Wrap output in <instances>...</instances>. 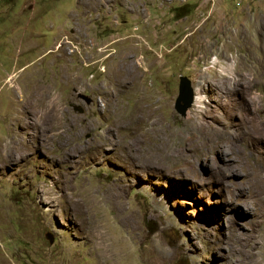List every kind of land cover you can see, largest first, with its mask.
Masks as SVG:
<instances>
[{"label":"rangeland","instance_id":"rangeland-1","mask_svg":"<svg viewBox=\"0 0 264 264\" xmlns=\"http://www.w3.org/2000/svg\"><path fill=\"white\" fill-rule=\"evenodd\" d=\"M135 81L162 107L147 152ZM252 117L264 136V0H0V264H264Z\"/></svg>","mask_w":264,"mask_h":264},{"label":"bare ground","instance_id":"bare-ground-1","mask_svg":"<svg viewBox=\"0 0 264 264\" xmlns=\"http://www.w3.org/2000/svg\"><path fill=\"white\" fill-rule=\"evenodd\" d=\"M134 80H136V78H134ZM137 81H135L134 83V96H138V99L134 107V120H133L134 135H135L134 143L142 146L143 150L147 152L148 150H150L149 144L151 143L152 138H157L162 134L163 130H161L162 128H160V122L158 118L160 116L162 107L160 108L155 106L156 103L154 102L153 96L149 95L148 93L142 96L141 82H137ZM200 84L202 87L203 84L205 85L207 84V82L205 79H203V81ZM216 84L223 86L222 81H216ZM202 93H203L202 89L199 88L197 95L201 96ZM198 103H203L202 97H199ZM195 116H196V122L191 121L185 129L188 130L189 132V136L185 139L187 144L198 148L199 145L202 144L199 141V135L205 133V125L203 124V120L206 121V114L205 112H200V113L196 112ZM230 118H236V114L233 113L230 116ZM199 121L201 122V124H199ZM250 121L256 124V127L253 132H245L247 138L251 139L252 141L256 140L264 144L263 135L258 134L257 137H252L256 133V131L261 129V126L258 125V122L255 119V117H252ZM204 140H205V144H210L212 152L214 154H220L221 156L229 155L236 148L234 142L230 138L229 139L224 137L220 139L204 138ZM102 145H100V147H102ZM263 170H264L263 168H260L259 173H261Z\"/></svg>","mask_w":264,"mask_h":264},{"label":"water","instance_id":"water-1","mask_svg":"<svg viewBox=\"0 0 264 264\" xmlns=\"http://www.w3.org/2000/svg\"><path fill=\"white\" fill-rule=\"evenodd\" d=\"M79 98L84 101L87 105L92 104V99L88 96L79 95ZM194 102V91L191 86V82L186 77L180 78V84H179V96L176 100L175 109L176 111L181 114L183 117L186 116L187 111ZM73 109L83 114L84 110L81 106H74Z\"/></svg>","mask_w":264,"mask_h":264}]
</instances>
